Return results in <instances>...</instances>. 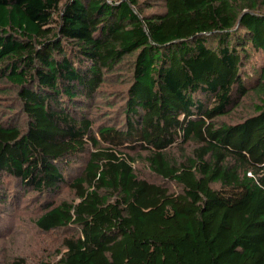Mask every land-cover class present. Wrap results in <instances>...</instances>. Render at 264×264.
Listing matches in <instances>:
<instances>
[{"label":"trees","instance_id":"obj_1","mask_svg":"<svg viewBox=\"0 0 264 264\" xmlns=\"http://www.w3.org/2000/svg\"><path fill=\"white\" fill-rule=\"evenodd\" d=\"M0 82V180L74 194L40 264H264V0H0Z\"/></svg>","mask_w":264,"mask_h":264},{"label":"rangeland","instance_id":"obj_2","mask_svg":"<svg viewBox=\"0 0 264 264\" xmlns=\"http://www.w3.org/2000/svg\"><path fill=\"white\" fill-rule=\"evenodd\" d=\"M153 10L159 9L155 6ZM146 12H150V10ZM6 86L5 83L0 82V117L4 120H7L8 116L17 115V113L9 112L13 106H17V102L13 92L8 93L2 90H11V87ZM123 88L121 84L117 85L115 83L104 87L108 91L106 95L110 97L112 93L119 94ZM244 100L240 107L235 109L229 116L220 118V121L234 124L253 115L252 102L257 101V96L250 94ZM114 102L116 107L110 109L107 105H104L105 107L101 109L100 114L103 116L120 111V107L124 104L123 99L114 98ZM96 110L95 108L94 111L96 112ZM113 114L111 115L113 116ZM177 149L179 147H176L174 151ZM75 165L77 166V164ZM73 167L75 168L74 165ZM73 167L69 170L70 174L75 173ZM143 173L144 177L152 178L146 169ZM73 197L74 194L66 186H63L58 192L43 195L33 190L25 192L19 182L13 178L3 176L0 180V264H9L19 257H23L27 264H40L45 261L57 260L63 247V239L70 233L63 230L43 232L36 226L35 220L42 212V205L48 202L58 203L64 199L71 200Z\"/></svg>","mask_w":264,"mask_h":264}]
</instances>
